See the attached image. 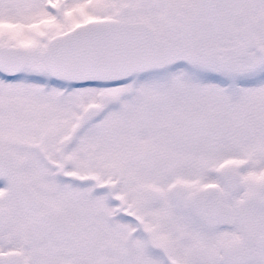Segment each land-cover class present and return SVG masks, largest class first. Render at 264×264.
<instances>
[{"label": "snow or ice", "instance_id": "snow-or-ice-1", "mask_svg": "<svg viewBox=\"0 0 264 264\" xmlns=\"http://www.w3.org/2000/svg\"><path fill=\"white\" fill-rule=\"evenodd\" d=\"M0 264H264V0H0Z\"/></svg>", "mask_w": 264, "mask_h": 264}]
</instances>
